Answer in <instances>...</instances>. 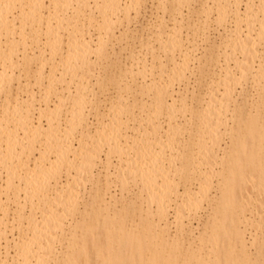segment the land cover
<instances>
[{
  "label": "bare ground",
  "instance_id": "1",
  "mask_svg": "<svg viewBox=\"0 0 264 264\" xmlns=\"http://www.w3.org/2000/svg\"><path fill=\"white\" fill-rule=\"evenodd\" d=\"M194 1L160 0L157 7ZM240 1L214 0L202 10L206 23L217 12L224 63L217 54V69V61L200 69L196 57L209 86L201 95L192 86L189 102L191 95L180 93L188 87L177 90L174 83L191 79L196 58L193 64L178 58L181 32L157 26L160 52L153 41L143 45L159 52L167 81L162 74L163 82L148 79L146 60L138 57L118 85L131 81L152 101L148 107L134 98L148 113L133 118L136 125L130 121L132 137L124 115L137 107L130 109L128 98L104 112L96 104L91 124L81 77L96 64L102 68L110 58L109 32L138 17L143 0H50L48 14L45 0H0V264H264V67L256 63L264 47V0H246L244 8ZM93 25L107 35L96 44L88 37ZM65 30L71 31L67 56ZM60 91L66 96L53 106L50 95ZM99 164L107 194L87 205V186L103 180L96 179ZM111 184L120 199H106ZM132 189L140 204L126 201Z\"/></svg>",
  "mask_w": 264,
  "mask_h": 264
},
{
  "label": "rangeland",
  "instance_id": "2",
  "mask_svg": "<svg viewBox=\"0 0 264 264\" xmlns=\"http://www.w3.org/2000/svg\"><path fill=\"white\" fill-rule=\"evenodd\" d=\"M45 1L47 3L46 11L48 10V12H46V11L45 12L48 14L49 11L52 9V6H50V3H48V2H50V0H45ZM144 1L145 0H143V2ZM158 1H160V0H146L144 3L142 2L144 5L142 6V3H141V5L139 7L140 8L139 9L140 15H139V13L135 14V16L138 15V17H135V19L133 17L131 19L132 22L131 21L130 22H125V20H123L122 22L117 24L115 26L116 28L114 27L115 29L113 28L114 30H112V31H114V33L111 34V32H109V35H108V37L106 39V41L108 42V44H106V45H108L106 52L108 51L107 54L110 55L109 57L111 58L112 62H111V60H109L110 58H108L107 60H109L110 63L107 60L102 62V64H103L102 68H99L100 67L99 66L100 63L96 64L95 65V69L93 67L92 71L90 72L91 74L88 73L89 76H88V74H86V75H84V78L81 77L83 84L84 85L86 84V87L88 88L86 93H84V96L86 98L85 102H88V103L85 104L87 106L86 108H87V110L90 108L88 110L89 112H90L91 109L93 110V111L91 110L90 114L86 110L88 112V114H89L88 115V117L90 119L89 122L90 123L93 122L91 124L96 125V123H97L96 120H97V116L98 115L96 114L97 113L96 112V106H97L96 104H101L102 103L103 106H104L103 107L104 109L103 110L101 109V110L104 112V110L107 111V109L111 110L112 108H114V109L119 108L121 100L122 99L126 100L128 98L129 105L131 104V106L128 105L130 107V109L132 108V106H135V108L137 106L141 107L140 104L138 105V104L135 103L136 100L134 98H136L137 100L141 99L142 95H140L141 96V98H140V96L138 95V92H140L139 88L137 90L133 82H132L133 83L132 84L131 81H129V82L126 81L124 86H122L121 88L118 87V85L120 84L119 81L121 79H125L126 78L127 73H129L131 71V69H132V67L134 65V62L138 59V57L142 58L143 60H146L147 67L149 68V70H148L149 71L148 72L149 76L151 74L150 78H148V79L154 80L155 77H156V81L159 80V82L160 81L163 82L166 73L165 72H164V74L162 73V69H160L161 66L159 65L160 62H158L159 60L156 59L157 58L156 55L160 52V50H159V47H158V49L156 48L157 45L154 42V40L156 39V38H154V35L157 36V34L159 33V30H157L158 29L157 26H159L160 24H165L164 27H166V26L167 27H170V26L171 27H176L181 32L180 36H182L181 39H182V41L185 44L183 45L181 51H178L177 56H179V54H180V57H178V58L187 59V60H189L191 58L190 61L193 64L192 61H194V58H196V57L198 58L200 56L198 58L201 61V62L198 61L199 68H200L201 65L202 66L207 65L209 62H212V61H217L214 64L216 66V69L218 68V62H219L218 61V57H219L218 52L220 53L222 51V49H223L221 44H219L221 42L219 40H221L220 36L222 37L224 35V31H223V29L218 28V26H217V24L215 22V20L217 18L216 17L217 16V12L212 14L210 19H208L207 23L204 22L203 18H205V17H203L204 15L202 14V10L205 9V8H208V3L212 5L214 0H195L191 5H184V6L180 7V8L177 7L176 4L175 5L174 4H168V6H167L165 11H163V9L160 6H158L160 8V9H158V7H157V4H158L157 2ZM241 3H242V5H241ZM246 3H247L246 0H243V2L240 1V7L244 8L246 6ZM70 10H71V12L73 11L72 9H70ZM135 12L136 11H134V13ZM131 14H132L131 17L134 16L133 12ZM212 21H213V23H212ZM87 23L88 22H84V24L87 25L86 29L89 28V25ZM94 25H93V27L90 28L91 29L90 33L91 32L92 33H91V35L89 33L88 37L91 36L90 40L94 39L95 41L93 40V43L96 44L97 37L99 39L101 35H102L101 37H103V36L106 37L107 35L106 36L103 35V33H105V32L98 31V28L97 27L94 28ZM202 25L205 26L204 30L202 29L203 28ZM207 26H208V29H207ZM200 27H201L202 30L199 29ZM92 28L97 29V30L93 31L94 29H92ZM206 30L209 33V37H208V33H207ZM202 31L204 33L206 31L205 35L209 39L206 40V37H204V35L202 34ZM70 32L71 31H66L65 30V31L62 32V34L60 33V38L63 37L62 39H60L63 43L61 41L60 42H61L62 50L64 48V50L62 51V53H64L63 54L64 56L66 55V53L68 54L67 50H69V49L66 48V45L69 43L67 41H69V37L68 36L71 34ZM98 32H101V33H98ZM124 33H126V34H124ZM99 34H101V35L99 36ZM113 34H115L116 38L113 36ZM110 35H112L114 38L112 36H110ZM109 37H110L109 40H111L110 42L108 41ZM150 37H152V38L149 39ZM148 40H149V43H152V41H153L154 45H152V46H154V48L159 51V52H157V50H156V52H155L154 50H152L153 54L155 52V55H153L151 53L153 55L151 57H150L151 49H148V48H151V47L149 46L148 48H146L143 45V44H145V45L148 46L149 45ZM187 43H189V44H187ZM217 46H219V47L221 46V48H219V47L217 48ZM260 50L261 51H259L257 53L258 58L256 59V63L257 64L262 63V67H264V47L263 48L261 47ZM217 54H218V57H217ZM193 56H195V57H193ZM153 57H154V60L152 61ZM197 58H196V61L194 63L195 68L191 64L192 67L194 68V70H193L194 74L192 73L193 74V75L191 74L192 77H190V75L188 77V79L189 78H191V79L189 81L185 80L186 82H184V85H183V83H181L182 85L180 84V86H178L177 82L174 83V86L176 85L174 88H176L177 90H179L180 88H182V89H186L187 87L189 88V92L187 91L188 90V88H187L186 91L180 89L181 90L180 93H185L186 92V93H188V95L189 94L191 95L192 92H193L192 91V86H193L194 87L193 90L195 91V95H201V94H203L205 92V89L207 90V87L209 86L208 85V80L207 79L205 80V77L202 78L200 76L201 73L199 71V68H196L197 60H198ZM221 58L222 57H219L220 61H221ZM92 59L96 60V58H94L93 56H92ZM222 62L224 63V60L221 61V64H223ZM106 65H108V66H106ZM104 67H106V68H104ZM104 69H106V71ZM48 70H49V68L46 69L47 73H48ZM213 70H214V68H211L210 74L213 72ZM163 71H165V70H163ZM159 73H160V75H159ZM152 75H153L154 79H153ZM160 76H162V77L160 78ZM235 76L237 77V75H235ZM166 77H167V75H166ZM166 77H165V80L167 81ZM111 78H113L112 82H110V84L111 83L112 84L111 85L107 84V83H109ZM199 80H200V83L198 82ZM140 81H141V79L138 80L139 83H140ZM187 82H189V83H187ZM195 82L199 86L196 85ZM186 83L188 85H185ZM104 84H105V86H103ZM79 85L80 84L73 85V88H75V86L79 87ZM106 85H107L108 90L106 88ZM108 85H110V86L108 87ZM131 86L133 87V89H132L133 91L132 90L131 91L127 90V88H130ZM102 87H104V89L105 88L106 89L104 90ZM35 89L38 90L37 87H35ZM106 90H107V92H106ZM135 90H137L136 91L137 93L135 92ZM190 90H191V93H190ZM74 91H76V88L73 89V92ZM252 93H255V90L251 87V85H249L248 86V90L245 93L246 96L248 97L249 101L251 100ZM57 95L56 96L55 95H52V96L50 95V97H52L50 99V102L52 101V103H51L52 105H53V103L58 104L59 99L63 95L66 96V93L63 92L62 95H61V91H60V93H58ZM136 95H138L137 96L138 98L136 97ZM192 97H193V95L188 96V99H189V100L187 99L188 102L190 100L191 101L193 100V99H191ZM73 98L76 99V97H73V96L71 98L68 97L67 101H69V102H66L67 109H66V106H65L64 109H65L66 112L63 111V114H64V112L67 113L69 109L71 110V108L73 106V104L71 103ZM143 98L141 99L142 101L140 103L141 104L142 103L145 104V102L146 103L150 102L148 104H145L146 106L148 105V107H149V105L151 104L152 101H149V100L146 101V97H143ZM133 101H134V103H133ZM139 101L137 103H139ZM126 102H128V101L126 100ZM70 103L72 104V106H71ZM55 104L53 106H55ZM91 105H93V108H91ZM132 110H134V107H133ZM132 110L129 113L127 112L124 115V118H126V121H129L128 127H131L134 124V121H133L134 119L133 118L137 117V119L138 118L140 119L141 116L143 118V115H144V118H146L145 114L148 113L146 110H144V114L142 115L141 112L143 113V111H140V109L137 107V110L135 109L136 112L135 111L133 112L135 114L134 115V114H132ZM92 115H94V116H92ZM131 120L133 121V124H131L132 122L130 123ZM163 120L165 121V124H163V126L167 127V124H166L167 120H165V119H163ZM163 120H162V123H164ZM181 121L183 122V119ZM134 125H136V123ZM93 127H92V130H93ZM128 127H127V129H128ZM133 127L135 128V126H132L131 130H130V128L128 130L126 129L128 131L126 133L130 134V136L134 133V132H132L133 130H135V129H133ZM124 134H125V132H124ZM77 136L79 137V134ZM134 136L135 135H132V137H134ZM78 137H76V138H78ZM78 139H80V137ZM76 140L77 139H75V141H74V146L75 147L76 146L79 147V145H77V141ZM104 173H105V170L103 169V165L99 164L98 168H97V177H96V179H97V182H98V179H99V176H100L103 180L100 178L102 180V182L97 183V184L95 183V186L94 185L93 186L92 185H88L87 186L86 192H84V194H83L84 195L83 196L84 199L82 201L83 203L87 201V205H88V203L91 202V200L96 196L97 193L98 194H102V195L107 194V191L105 190V186H104V182H105L104 180L106 179L105 176H104ZM97 185L100 186V189H101L100 193L97 192V189H96ZM115 186H116L115 184H111L110 191H108V192H110V194L107 195L106 199H108L109 201H110L109 198L111 196H116L117 199H120V197H121L120 196L121 195L120 190H118L119 188L118 187L116 188ZM132 190H134V189H132ZM137 195H138V190H134L133 193L126 195L125 198L127 200L124 199L122 201L125 202V200H126L128 202L129 200L134 199L135 201L138 202V204H140L139 203L140 199H135V196H137ZM84 208L85 207H83V205H81V211ZM203 213L206 214L205 211L201 212L200 215H202L203 219L202 220L200 219L199 224H200V222L203 223L204 219L206 218V215L205 214L203 215ZM171 214H172V216L170 217V220H173L174 211H172ZM203 216H205V217H203ZM79 218H81V216H79ZM196 224H198V220H193L192 228L195 229V235H197L199 233L200 229H201V228L198 229L196 227ZM199 224H198V226L201 227V224L200 225ZM196 228H197V230H196ZM172 231L175 232V228L173 230V227H172ZM15 233H17V232L15 231Z\"/></svg>",
  "mask_w": 264,
  "mask_h": 264
}]
</instances>
